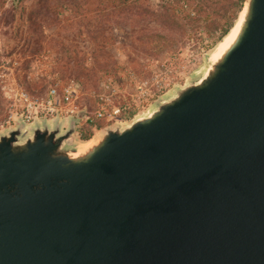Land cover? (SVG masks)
<instances>
[{
	"label": "water",
	"instance_id": "95a60500",
	"mask_svg": "<svg viewBox=\"0 0 264 264\" xmlns=\"http://www.w3.org/2000/svg\"><path fill=\"white\" fill-rule=\"evenodd\" d=\"M207 69L86 146L0 131V264H264V0Z\"/></svg>",
	"mask_w": 264,
	"mask_h": 264
},
{
	"label": "rangeland",
	"instance_id": "374dc122",
	"mask_svg": "<svg viewBox=\"0 0 264 264\" xmlns=\"http://www.w3.org/2000/svg\"><path fill=\"white\" fill-rule=\"evenodd\" d=\"M37 1L3 0L0 5V131L16 125L20 117L35 116L23 127L28 131L36 119L46 118L39 117L43 112L52 109L54 116L46 120L51 126L58 115L64 119L63 129L69 127L70 115L80 118L71 140L86 146L104 127L148 114L156 99L172 94L178 86L204 72L210 58L222 54L220 43L207 45L209 29L205 21L188 25L187 35L156 58L139 56L132 49L141 44L136 37L142 25L124 19L116 25L104 21L101 41L119 69L98 70L96 84L85 85L74 75H66L61 66L68 59L85 60L87 66L95 62L94 41L84 33L83 12L65 9L59 15L60 23L45 18L35 30L27 17ZM163 3L164 0L146 1L153 9ZM149 26L156 28L158 24L151 22ZM67 87L73 91L70 100L63 97ZM53 88L57 93L48 104ZM98 109L116 113L111 120L87 122L85 116H93ZM85 135L91 138L85 139Z\"/></svg>",
	"mask_w": 264,
	"mask_h": 264
},
{
	"label": "trees",
	"instance_id": "16d2710c",
	"mask_svg": "<svg viewBox=\"0 0 264 264\" xmlns=\"http://www.w3.org/2000/svg\"><path fill=\"white\" fill-rule=\"evenodd\" d=\"M3 0H0V5ZM147 0H38L28 13L29 23L40 27L45 18L60 23L59 15L65 9L83 12L84 33L94 41L92 47L95 62L87 66L85 60L72 62L68 59L61 66L65 74L74 75L85 85H95L98 70L118 71L117 61L106 50L103 37V22L116 25L120 19L137 23L136 39L141 43L133 45L139 56L156 58L168 51L171 45L188 33V25L205 21L209 32L208 46L220 43L238 21L246 0H164L160 8L153 9ZM9 10L8 8H5ZM154 22L158 27L151 28ZM231 29V30H230ZM85 139L91 136L85 135Z\"/></svg>",
	"mask_w": 264,
	"mask_h": 264
},
{
	"label": "built area",
	"instance_id": "2783aa9c",
	"mask_svg": "<svg viewBox=\"0 0 264 264\" xmlns=\"http://www.w3.org/2000/svg\"><path fill=\"white\" fill-rule=\"evenodd\" d=\"M56 93H57V89L56 88H53V89L50 90V98L48 99V104L52 103V97H55ZM72 93H73V91H71L70 88H68V87L65 88V93L63 95L64 99L70 100L72 95H73ZM51 111H53V110L50 109V110H48V112H43L39 117L50 118V117L54 116V114ZM115 113H116V111L106 114V112L104 110L98 109L93 114V116L86 115L85 118H86L87 122L92 124V123H95L96 121L101 120L103 118H106L107 120H111L115 116L114 115ZM35 118H36L35 116H30V115H25L24 116V119H25V121L27 123L32 122Z\"/></svg>",
	"mask_w": 264,
	"mask_h": 264
},
{
	"label": "bare ground",
	"instance_id": "6f19581e",
	"mask_svg": "<svg viewBox=\"0 0 264 264\" xmlns=\"http://www.w3.org/2000/svg\"><path fill=\"white\" fill-rule=\"evenodd\" d=\"M245 12H246V9H244V11L241 12V15L238 21L236 22L232 30L230 29L231 31L229 32V34L225 36V38L220 42L219 48H220L221 53H224L228 48H230V46L238 38L240 31H241L242 24H243V18H244Z\"/></svg>",
	"mask_w": 264,
	"mask_h": 264
}]
</instances>
